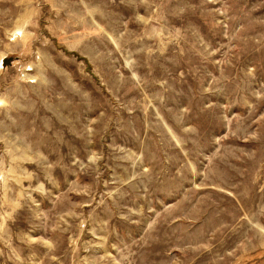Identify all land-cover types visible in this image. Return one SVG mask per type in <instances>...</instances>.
<instances>
[{
	"label": "rangeland",
	"instance_id": "1",
	"mask_svg": "<svg viewBox=\"0 0 264 264\" xmlns=\"http://www.w3.org/2000/svg\"><path fill=\"white\" fill-rule=\"evenodd\" d=\"M0 264H264V0H0Z\"/></svg>",
	"mask_w": 264,
	"mask_h": 264
}]
</instances>
